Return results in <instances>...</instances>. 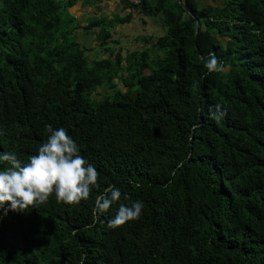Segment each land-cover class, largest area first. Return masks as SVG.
Listing matches in <instances>:
<instances>
[{"label":"trees","instance_id":"trees-1","mask_svg":"<svg viewBox=\"0 0 264 264\" xmlns=\"http://www.w3.org/2000/svg\"><path fill=\"white\" fill-rule=\"evenodd\" d=\"M76 1L0 0V154L27 162L63 127L100 174L79 204L0 207V264H264V0H120L164 28L124 56L132 15L81 26ZM112 186L120 200L94 214ZM136 201L138 219L108 227Z\"/></svg>","mask_w":264,"mask_h":264},{"label":"clouds","instance_id":"clouds-1","mask_svg":"<svg viewBox=\"0 0 264 264\" xmlns=\"http://www.w3.org/2000/svg\"><path fill=\"white\" fill-rule=\"evenodd\" d=\"M205 67L209 72L223 71L220 62L211 54ZM219 110V106H216ZM213 118L218 119L215 114ZM50 133L38 153L22 162L15 152L0 154V162L7 166L0 169V207L8 204L9 210L25 212L29 207L46 203L53 194L58 202L79 204L88 199L91 188L97 185L99 172L79 154V148L63 127ZM97 196L94 214L110 209L121 198V191L114 186ZM127 198V197H126ZM143 204L133 202L130 206L120 204L116 214L108 221V227L116 228L138 219Z\"/></svg>","mask_w":264,"mask_h":264},{"label":"crops","instance_id":"crops-1","mask_svg":"<svg viewBox=\"0 0 264 264\" xmlns=\"http://www.w3.org/2000/svg\"><path fill=\"white\" fill-rule=\"evenodd\" d=\"M201 1V0H199ZM86 0H78L74 3V6L69 7L70 15L76 19V21L82 26L96 16H107L112 18L115 15L125 16L128 13L132 15L131 22L125 25H119L116 27L115 32H118V39L122 56L127 52L139 51L144 47V44L140 41L142 37H159L164 33V28L161 25L160 18L140 17L135 10L124 9L120 3V0H102L97 5H88ZM93 30H76V41L83 47L87 54L93 56L96 52H99L100 57L103 55L100 53V46L97 43ZM117 36V35H115ZM114 36V38H115ZM149 47L148 45H145ZM158 55L156 52H152L151 56ZM102 91H105L102 89Z\"/></svg>","mask_w":264,"mask_h":264},{"label":"rangeland","instance_id":"rangeland-1","mask_svg":"<svg viewBox=\"0 0 264 264\" xmlns=\"http://www.w3.org/2000/svg\"><path fill=\"white\" fill-rule=\"evenodd\" d=\"M126 1L128 3H130L128 0H126ZM220 2H221V0H201L200 5H201V7H204V6H213L214 7L215 5H219ZM130 4L133 5L132 3H130ZM140 4H141V2H140ZM133 6H138V5H133Z\"/></svg>","mask_w":264,"mask_h":264},{"label":"built area","instance_id":"built-area-1","mask_svg":"<svg viewBox=\"0 0 264 264\" xmlns=\"http://www.w3.org/2000/svg\"><path fill=\"white\" fill-rule=\"evenodd\" d=\"M130 3H132L133 5H139L141 0H128Z\"/></svg>","mask_w":264,"mask_h":264},{"label":"water","instance_id":"water-1","mask_svg":"<svg viewBox=\"0 0 264 264\" xmlns=\"http://www.w3.org/2000/svg\"><path fill=\"white\" fill-rule=\"evenodd\" d=\"M198 25V23H196Z\"/></svg>","mask_w":264,"mask_h":264}]
</instances>
